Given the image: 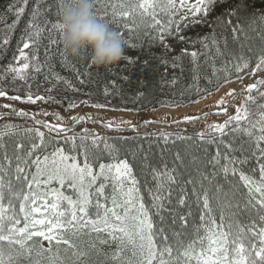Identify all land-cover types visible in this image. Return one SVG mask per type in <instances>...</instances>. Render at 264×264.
<instances>
[{"label": "snow or ice", "instance_id": "6c2138e0", "mask_svg": "<svg viewBox=\"0 0 264 264\" xmlns=\"http://www.w3.org/2000/svg\"><path fill=\"white\" fill-rule=\"evenodd\" d=\"M69 2L17 0L8 5L14 19L5 25L0 51L7 49L26 8L31 7V14L17 44L19 56H13L20 63L0 68V81L11 77L14 85L35 73L72 88L55 71L54 61L72 71L81 85L92 77L86 50L77 56L84 67L80 72L59 48L60 11ZM94 5H99L97 19L113 26L122 45L136 53L123 59L139 78L119 77L129 89L135 85L133 102L147 99L157 87L175 88L185 73L190 82L179 95L188 96L190 103H199L193 94L213 95L212 87L216 92L224 84L239 82L241 87L215 102L213 114L224 115L222 122L207 123L191 136L158 133L165 145L174 137L158 164L151 161L150 147L129 143L139 133L108 137L84 128L66 135L71 126L36 119L48 116L46 111L0 105L10 109L0 113V264H264V0L259 8L256 0H93ZM194 29V36L187 35ZM159 46L163 51L156 55L152 49ZM105 71L112 75L114 70ZM246 76L252 80L244 84ZM108 84L115 94H128L115 80ZM0 97L55 102L3 89ZM229 108H234L231 114ZM13 115L36 126L4 119ZM70 119L75 125L90 118ZM101 123L110 130L122 131L124 124L137 128L125 120ZM165 152L170 161L164 160Z\"/></svg>", "mask_w": 264, "mask_h": 264}, {"label": "trees", "instance_id": "16d2710c", "mask_svg": "<svg viewBox=\"0 0 264 264\" xmlns=\"http://www.w3.org/2000/svg\"><path fill=\"white\" fill-rule=\"evenodd\" d=\"M17 0H0V39L5 34V25L6 24H11L12 20L14 19L13 14H8L7 13V7L9 4L16 3ZM257 7L259 8L260 5V0H256ZM99 5H94V12H97V15H99ZM31 14V7L26 8L25 15L21 17L20 22L15 26V28L12 31V38L11 41L7 47L6 50L0 51V68H3L5 65H7L9 62L14 63V64H19V61H14L13 56H19V52L17 51V44L18 41L20 40L21 36L24 35L25 33V27L27 24V21L30 17ZM113 26H110V28ZM192 36V35H191ZM57 39H59V36L57 35ZM47 43V41H44ZM22 47V44L20 45ZM59 48L63 49L62 44H59ZM124 48V56H134L136 53L130 51L126 46H123ZM159 47H154L152 51L156 54L159 55ZM56 50V46H53V51ZM27 51V50H26ZM41 59L42 53H43V48H41ZM123 56V57H124ZM67 58L69 61L76 62L77 63V69L80 72L84 71V67L82 66V62L78 60L77 57H72L67 55ZM55 64V71L59 73L61 76H63L65 79H68L71 84L72 88H68L65 84L62 82H57L55 80H45L43 74H35V73H30L27 82L25 81H17L14 85L10 82L11 77H9V82H4L0 81V89H3L8 92L9 95H20L22 98H24L28 93H31L33 96L36 95H41L45 97H52L54 98L51 101L54 106L57 109L60 110H71L74 108H69L68 104L69 102H75L79 104L82 100H87L89 101V104H94V103H102L105 104L108 109L112 110H127V111H142L145 109H156L158 107H161V102L164 104L170 106L174 105L173 101L176 102H182L183 105L190 104V98L188 96L181 97L179 95V92L181 89L186 87V82H190V77L188 73H185L184 76L181 78V82L175 87H164V88H159L157 87L153 95L148 96L147 99L145 100H137L133 102L132 96L135 91V85L131 89H129L128 84H125L122 80L119 79L121 76H132L133 80L139 78V73L136 72L134 69L129 70L126 68V61L122 58L119 60L117 63L112 64L107 67H96L93 66L88 58V64L91 65V71L93 73L92 77L86 81L84 85H81L79 81L76 79L75 74L70 71V70H65L62 68L59 64L58 61H54ZM106 68H112L113 74L108 75L105 71ZM163 72V68L157 72L156 78H159L160 73ZM171 75V73H170ZM177 75H179V70H177ZM81 79H85L83 76L80 77ZM115 80L117 85H123V87L128 90L127 95H120V94H115V90L112 88L111 84H108V81ZM108 86L109 88V95L105 96V86ZM55 85V87H53ZM203 86V85H202ZM53 88L52 92H48L47 89ZM76 89V90H73ZM211 91H215L214 87L210 88ZM88 93H91V95H88ZM175 93V94H174ZM205 95V94H202ZM201 98L200 96H195L194 94L191 96V99H196L198 100ZM17 118L10 116L9 117V122L11 123H16V124H21L25 127L29 126H34L30 125L25 121H17ZM205 127L201 125H195L191 127H186V128H177L173 130H152V129H144L139 133V138L136 139L135 141H129V143H135V144H141L144 149L148 150L149 147L151 148L150 151V158L152 163L158 164L160 163V154L162 150L167 147L171 149L173 147L172 145V139L169 140L168 145H165L158 133L160 132H167V133H179L181 135H194L195 132L200 131L201 129H204ZM81 131H75L74 133H80ZM90 132H95L100 135L98 131H90ZM137 133H132L130 131L124 130L122 131V134L118 136H108V137H136ZM149 134L145 136V134ZM153 133H156L157 135H152ZM73 134V133H72ZM68 134V135H72ZM67 135V134H66ZM105 136V135H103ZM177 145H180V141H176ZM164 160H169L171 159V154L170 152H165L163 153ZM144 177H141V182L143 184ZM150 179V177L148 178ZM145 199H147V193H144Z\"/></svg>", "mask_w": 264, "mask_h": 264}, {"label": "rangeland", "instance_id": "374dc122", "mask_svg": "<svg viewBox=\"0 0 264 264\" xmlns=\"http://www.w3.org/2000/svg\"><path fill=\"white\" fill-rule=\"evenodd\" d=\"M190 3H195V0H190ZM198 30H192L187 33V35H195V32ZM163 51V47L160 49V54ZM252 78L250 76H246L243 83L247 84L250 83ZM229 84H225L223 86L227 87ZM227 92V91H226ZM243 94V93H242ZM241 94V95H242ZM214 97V95L207 96L206 98L199 99V103L189 104L188 106L184 107H175V106H168V107H160L155 110L147 109L142 112H129V111H110V110H102V109H95L85 104H79L78 107H76L72 112L65 113L59 117H61V120H57L56 116L57 113L53 108V105L51 102L44 101H37L35 104L30 103H22L20 101H14L9 100L7 98L0 97V105L4 104H10L13 108L17 109H23L30 113H42V112H48V116L37 115L36 119L41 120H47L51 123H62L65 126H81V124H84L88 126L91 130H100V132H103L105 134H112L115 129H108L103 126V123L106 121H113L115 124H119L121 120L125 121H131L133 125H137L136 130H143L144 128H174L177 126H185L190 125L193 123H201L202 125H206L207 123L211 122H222L226 117L224 115H215L217 109L214 107L213 103H207L208 100H211ZM238 102L234 103L238 104ZM30 105V106H28ZM198 106V107H197ZM195 107L194 109H192ZM184 109V110H182ZM179 110L182 112L180 113ZM10 109H4L3 107H0V113L8 112ZM229 113L231 114L234 111V108L228 109ZM207 112L209 113L207 116H203L202 113ZM85 116L89 117L90 119L87 121H81L78 124L73 125L72 120L70 119L72 116ZM185 115H195L200 117L199 119L191 122H185L183 121V117ZM210 117V118H209ZM155 121L154 123H144V121ZM180 121L179 123H174L173 121ZM81 128V127H80ZM122 129H130L129 125L124 124L121 125ZM43 130V129H42ZM135 130V131H136Z\"/></svg>", "mask_w": 264, "mask_h": 264}, {"label": "clouds", "instance_id": "9594fccd", "mask_svg": "<svg viewBox=\"0 0 264 264\" xmlns=\"http://www.w3.org/2000/svg\"><path fill=\"white\" fill-rule=\"evenodd\" d=\"M60 43L65 53L77 57L86 50L90 63L107 67L124 56L120 39L97 19L93 0H70L60 11Z\"/></svg>", "mask_w": 264, "mask_h": 264}, {"label": "bare ground", "instance_id": "6f19581e", "mask_svg": "<svg viewBox=\"0 0 264 264\" xmlns=\"http://www.w3.org/2000/svg\"><path fill=\"white\" fill-rule=\"evenodd\" d=\"M240 87H241V85H240L239 82L231 83L229 86L222 88V90H220L217 94H215L214 97L211 100H208L207 103L215 104V102L220 98V96L223 95L226 91H228L231 88H235V89L239 90ZM242 98H243V94L241 96L237 97V99L233 100L232 104L240 101V99H242ZM194 108L195 107H193L192 109H194ZM182 110H184V109H182ZM179 112L181 113L182 111L179 110Z\"/></svg>", "mask_w": 264, "mask_h": 264}]
</instances>
